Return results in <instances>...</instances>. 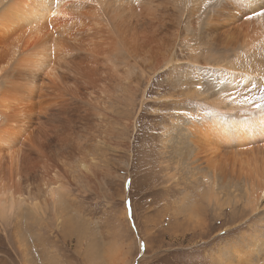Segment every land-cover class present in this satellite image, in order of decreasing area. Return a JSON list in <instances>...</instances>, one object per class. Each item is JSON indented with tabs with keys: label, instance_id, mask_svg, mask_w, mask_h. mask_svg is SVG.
<instances>
[{
	"label": "rangeland",
	"instance_id": "374dc122",
	"mask_svg": "<svg viewBox=\"0 0 264 264\" xmlns=\"http://www.w3.org/2000/svg\"><path fill=\"white\" fill-rule=\"evenodd\" d=\"M71 1L54 76L0 72V264H264V0Z\"/></svg>",
	"mask_w": 264,
	"mask_h": 264
},
{
	"label": "bare ground",
	"instance_id": "6f19581e",
	"mask_svg": "<svg viewBox=\"0 0 264 264\" xmlns=\"http://www.w3.org/2000/svg\"><path fill=\"white\" fill-rule=\"evenodd\" d=\"M1 1L0 72L8 64H11V61L18 58L17 64L20 62L35 72H43L46 76H54L55 70L50 62L49 54H52L56 48L61 46L60 43L63 41H61V38L68 35L72 29L73 21L68 22L65 19L69 16L67 14L72 12V6L75 4H72L71 0ZM50 33L52 38L49 37ZM59 33L62 35H59ZM27 86L31 89L32 94L36 84L27 83ZM0 98H2L0 100V115L6 118L0 122L3 137L0 139V163L4 158L12 163L16 161L17 153L20 152L19 145L23 139L27 138V133L25 134L26 130L22 125L17 124L16 121L14 122V119L18 120L16 116L19 112L12 114L11 106H14L13 104L17 100L7 97ZM237 125L238 127L234 128V136L238 144H249L259 138L264 139V117L256 116L250 120L242 119ZM230 135L228 134L222 138H228ZM214 179H216V173L213 174V182L216 183ZM262 193L264 194V191Z\"/></svg>",
	"mask_w": 264,
	"mask_h": 264
},
{
	"label": "snow or ice",
	"instance_id": "6c2138e0",
	"mask_svg": "<svg viewBox=\"0 0 264 264\" xmlns=\"http://www.w3.org/2000/svg\"><path fill=\"white\" fill-rule=\"evenodd\" d=\"M261 7H264V6H261ZM253 14L254 15H264V12H261V13H256L255 11H253ZM53 15H55V13H53ZM250 18V17H249ZM197 87H200V85L197 83L196 85ZM258 87V86H257ZM261 92H264V88H261L260 89ZM262 100H264V96L261 97ZM256 108L260 109V108H264V104H256L255 105ZM2 130H0V139H2ZM129 216L133 219V222H134V217L132 216V212H131V206L129 205ZM141 248L145 247L144 243L141 242Z\"/></svg>",
	"mask_w": 264,
	"mask_h": 264
}]
</instances>
